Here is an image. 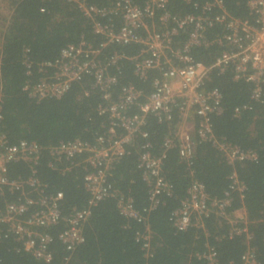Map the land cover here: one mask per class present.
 <instances>
[{"label": "built area", "instance_id": "2783aa9c", "mask_svg": "<svg viewBox=\"0 0 264 264\" xmlns=\"http://www.w3.org/2000/svg\"><path fill=\"white\" fill-rule=\"evenodd\" d=\"M67 1L74 3L79 13L89 21L92 34L102 40L96 46L82 38L77 44L66 45L54 62L38 65L40 77L34 83L26 81L23 91L36 101L58 99L71 84L85 77L91 79L92 89L100 94L102 100L97 111L107 115L105 134L97 137L92 145L75 139L60 142L48 150L50 165L60 164L62 173L69 172L72 166L85 171L83 186L89 198L86 206L63 216L59 203L61 195H44L45 185L36 176L40 146L24 140L9 144L6 136L0 134V198L6 189L9 193H18L14 201L0 206V240L11 236L20 244L22 252L49 264L53 260L50 246L54 240L66 253L74 252L84 241L82 228L91 208L106 198L115 197L120 216L143 225V231L136 232L134 240L140 244L144 259H151L147 215L156 208L160 196L171 195V185L162 174L166 151L176 148L180 162L184 163L191 177L196 138L198 142L210 144L231 167L227 176L229 184L221 198L212 200L204 186L192 179L179 207L169 217L171 226L176 232L201 228L204 220L213 213L226 220L228 238L244 236L247 247L240 257V264H258L254 251L248 247L252 236L248 232L249 222L244 209L227 213L232 194L237 193L241 198L245 191L235 165L255 162L257 156L214 135L210 117L219 106L221 94L216 88H207V82L212 69L219 74L229 70L233 81L251 85L250 100L262 101L264 0H239L254 16L253 22L228 17L221 0H179L192 9V12L181 16L168 11L169 0H146L142 7L131 0H114L106 7L88 5L85 0ZM215 27H219L220 32L208 43L205 36ZM180 34L184 41L175 49L174 39ZM212 43L223 50L211 65L206 66L191 57V49L207 47ZM109 46H135L137 51L132 55L113 51L107 56L105 50ZM124 62L131 67L133 76L138 80L146 81L150 74L156 73L152 89L146 96L128 84L119 87L116 97L112 98ZM24 66L29 76L31 64L27 59ZM49 69L50 72H47ZM239 110L234 109L235 116ZM150 114L158 123H168L173 116L178 123L175 131L163 139L160 154L153 155L148 143L139 147L137 168L148 188L149 201L148 207L140 213L134 209L131 198L116 195L108 177L112 165L126 155L127 148L136 140L146 139V116ZM20 162L27 165L28 175L24 179H9L8 165ZM59 223L64 227L54 239L47 230ZM200 258L205 264H221L217 252L210 247ZM57 264L70 263L65 257Z\"/></svg>", "mask_w": 264, "mask_h": 264}, {"label": "trees", "instance_id": "16d2710c", "mask_svg": "<svg viewBox=\"0 0 264 264\" xmlns=\"http://www.w3.org/2000/svg\"><path fill=\"white\" fill-rule=\"evenodd\" d=\"M4 1L9 13L2 17L3 23H0V134L6 136L9 144L24 140L40 146L36 176L45 185L44 195H61L60 211L63 216H67L87 204L89 194L83 186L85 171L72 166L69 172L62 173L60 164L50 165L52 162L48 150L60 142L75 139L92 145L97 137L105 134L107 115L97 111L98 105L102 103L101 96L92 89L89 77L71 84L69 90L58 99L36 101L23 91V87L28 80L36 82L41 75L38 65L54 62L66 45L77 44L82 38L96 46L102 39L92 34L89 21L79 13L74 3L67 0ZM113 1L85 0L88 5L96 7L109 6ZM131 1L142 7L146 0ZM221 1L228 17L253 22L254 16L250 15L243 1ZM167 9L176 16L192 12L189 6L179 0H169ZM219 32V27L209 31L205 36L208 43ZM183 41V35H178L173 47L178 48ZM222 50L212 43L207 47L191 49L190 55L195 61L208 66ZM113 51L132 55L137 48L109 46L105 53L108 56ZM25 59L31 64L29 76L26 75ZM156 77V73H152L146 81L138 80L133 76L131 67L124 62L112 98L116 97L119 87L128 84L146 96ZM207 88H216L221 94L219 106L210 117L214 135L257 156L255 162L235 165L234 169L245 191L241 198L237 193L232 194L231 207L227 213L244 209L249 222L248 232L252 236L248 247L254 251L258 264H264V97L260 102L250 100L251 85L233 81L229 70L219 74L212 69L208 73ZM236 108L240 110L235 116ZM177 123L175 116L168 123H158L153 115H147L146 139L136 140L127 148L126 155L112 165L109 184L117 196L131 198L134 209L140 213L148 207L149 201L148 188L137 168L139 147L142 143H148L153 155L160 154L163 139L175 131ZM194 141L191 177L184 163L180 162L176 148L166 151L162 174L171 185V195L160 196L156 208L147 215L151 259H144L140 244L134 240L135 233L143 231V225L120 216L116 198L110 197L91 208L82 228L84 241L74 252L66 253L54 240L50 246L53 260L49 264H57L65 257L70 264H205L200 256L207 247L217 252L221 264H240V257L247 247L245 238H228L226 220L211 213L201 228L192 227L183 232H176L169 221L171 213L185 197L192 179L204 186L212 200L221 198L229 184L227 176L231 167L226 165L210 144L198 142L196 138ZM27 175L25 163L8 165L9 179H24ZM17 196V192L12 194L7 189L3 190L0 206L4 202L14 201ZM63 227L59 223L48 229L47 233L55 239ZM0 264L44 263L22 252L20 244L8 236L0 240Z\"/></svg>", "mask_w": 264, "mask_h": 264}, {"label": "rangeland", "instance_id": "374dc122", "mask_svg": "<svg viewBox=\"0 0 264 264\" xmlns=\"http://www.w3.org/2000/svg\"><path fill=\"white\" fill-rule=\"evenodd\" d=\"M9 13L7 4L4 0H0V23H3L2 17H5Z\"/></svg>", "mask_w": 264, "mask_h": 264}]
</instances>
